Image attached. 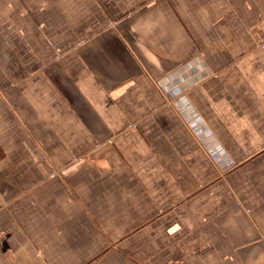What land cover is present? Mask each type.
Returning <instances> with one entry per match:
<instances>
[{"label":"crops","instance_id":"obj_1","mask_svg":"<svg viewBox=\"0 0 264 264\" xmlns=\"http://www.w3.org/2000/svg\"><path fill=\"white\" fill-rule=\"evenodd\" d=\"M0 264H264V0H0Z\"/></svg>","mask_w":264,"mask_h":264}]
</instances>
